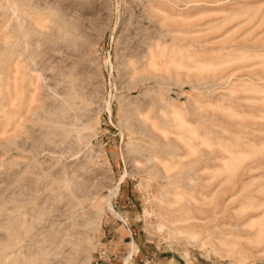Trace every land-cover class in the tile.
Instances as JSON below:
<instances>
[{"label":"rangeland","instance_id":"rangeland-1","mask_svg":"<svg viewBox=\"0 0 264 264\" xmlns=\"http://www.w3.org/2000/svg\"><path fill=\"white\" fill-rule=\"evenodd\" d=\"M125 263L264 264V0H0V264Z\"/></svg>","mask_w":264,"mask_h":264},{"label":"bare ground","instance_id":"bare-ground-1","mask_svg":"<svg viewBox=\"0 0 264 264\" xmlns=\"http://www.w3.org/2000/svg\"><path fill=\"white\" fill-rule=\"evenodd\" d=\"M110 111V110H109ZM178 112V111H177ZM45 117V116H44ZM150 118V117H149ZM159 121V120H158ZM183 122V121H182ZM186 123V122H185ZM153 125V124H152ZM154 126V125H153ZM187 134V133H186ZM208 141V140H207ZM209 144V143H208ZM171 175V174H170ZM174 179V178H173ZM109 203V205H110V208H111V210L112 211H114L121 219H123V221H126L127 222V220H126V218L120 213V212H118L117 210H115L114 208H113V206H112V204H111V202H108ZM108 205V206H109ZM165 226V225H164ZM133 244H135V243H133ZM134 250H135V245H133V251L131 252V254L134 252ZM129 261V260H128ZM127 261V262H128ZM126 264V263H125Z\"/></svg>","mask_w":264,"mask_h":264},{"label":"built area","instance_id":"built-area-1","mask_svg":"<svg viewBox=\"0 0 264 264\" xmlns=\"http://www.w3.org/2000/svg\"><path fill=\"white\" fill-rule=\"evenodd\" d=\"M153 264H155V263H153Z\"/></svg>","mask_w":264,"mask_h":264}]
</instances>
